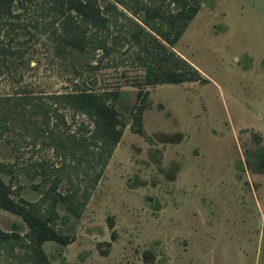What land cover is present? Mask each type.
<instances>
[{"label":"rangeland","instance_id":"obj_1","mask_svg":"<svg viewBox=\"0 0 264 264\" xmlns=\"http://www.w3.org/2000/svg\"><path fill=\"white\" fill-rule=\"evenodd\" d=\"M199 1L173 42L148 29L138 44H124L88 70L86 54L76 56V82L45 35L12 43L24 55L1 65V93L117 89L114 107L126 122L84 209L74 215L57 205L60 217L50 225L62 242H42L54 264H264V0ZM19 12L24 20L33 15L31 5ZM158 41L201 77L142 84L146 65L169 64L160 61ZM14 155L0 141V158ZM20 155L18 165L31 174L14 173L10 191L24 206L20 197L34 200L44 185V169L31 161L57 160L29 145ZM0 226L24 232L27 222L1 209Z\"/></svg>","mask_w":264,"mask_h":264},{"label":"trees","instance_id":"obj_2","mask_svg":"<svg viewBox=\"0 0 264 264\" xmlns=\"http://www.w3.org/2000/svg\"><path fill=\"white\" fill-rule=\"evenodd\" d=\"M28 5L33 15L24 20L19 11ZM199 6V0H167L166 7L155 0H0V74L4 71L2 64L8 68L23 58V49L12 46L13 42L24 45L45 35L53 53L71 63V81L76 82V56L86 54L83 64L88 70L102 56L122 52L124 44H138L140 34L151 35L149 30L173 42ZM158 45L160 61L169 64L158 69L146 65L142 84L201 77L186 58L173 56L169 45ZM118 93L117 89L94 85L49 93L26 89L0 92V141L15 152L11 161L0 158V210L19 212L27 222L24 232L0 226V264H54L42 242H62L58 230L50 225L60 217L57 205L61 203L68 212L78 215L113 154L126 125L114 107ZM76 116L81 117L77 120ZM134 121L136 130H140V103L136 105ZM24 145L50 149L57 163L44 156L31 161L44 169V185L39 187L38 198L20 197L23 206L11 195L10 188L14 173L31 174L26 166L18 165ZM4 174L8 175L7 181ZM62 179L68 183L65 190L58 188Z\"/></svg>","mask_w":264,"mask_h":264}]
</instances>
